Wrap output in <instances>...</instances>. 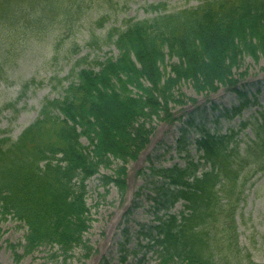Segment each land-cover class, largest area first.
<instances>
[{"label":"trees","instance_id":"trees-1","mask_svg":"<svg viewBox=\"0 0 264 264\" xmlns=\"http://www.w3.org/2000/svg\"><path fill=\"white\" fill-rule=\"evenodd\" d=\"M81 11L79 0H0V30L35 38L56 25L74 26ZM150 12L158 14L112 28L104 40L93 34L88 47L112 46L118 56L90 66L87 57L67 77H54L58 98L43 101L17 140L0 138V213L27 228V254L55 246L68 256L82 245L90 220L87 181L114 161L138 160L155 132L146 124L175 121L171 104H185L177 91L183 83L207 95L226 89L246 96L238 88L246 76L236 71L246 58L264 57V0H200L175 13L160 4ZM167 59L176 61L169 73ZM43 85H22L18 99ZM250 105L243 101L233 116ZM247 130L252 138L243 141ZM196 144L198 162L150 169L163 181L155 189L157 211L179 202L183 210L156 217L158 225L141 232L148 243L140 247L153 250L157 264H255L239 245L236 214L248 186L264 174V108L225 134L203 130ZM126 174L121 168L114 181L121 195Z\"/></svg>","mask_w":264,"mask_h":264},{"label":"rangeland","instance_id":"rangeland-1","mask_svg":"<svg viewBox=\"0 0 264 264\" xmlns=\"http://www.w3.org/2000/svg\"><path fill=\"white\" fill-rule=\"evenodd\" d=\"M79 3L82 15L74 26L56 25L35 38L22 35L16 29L0 30V138L17 140L38 119L43 101L58 98L59 91L51 86L54 77H67L75 64L87 57L89 65L118 56L112 46H102L100 50L88 47L93 34L104 40L112 28L124 30L130 20L155 17L158 13L150 12L152 6L165 4L167 13H175L198 7L200 0H79ZM101 18L107 20L100 28L97 22ZM175 62L166 60L168 73ZM241 73L246 76L242 81L246 88L240 89L246 95L244 98L231 90H221L215 95L198 93L191 83H183L177 91L185 104L173 103L170 107L177 119H184L174 125L160 124L156 118L149 121L145 129L158 125V132L138 161H114L109 169L101 168L98 175L87 181L89 229L82 245L68 256L55 246H43L27 254L23 249L27 228L11 218H3L0 213V264H157L153 250L141 249L140 245L148 243L141 232L150 233L151 227L158 225L154 220L158 216L179 214L183 202L167 212L157 211L153 199L158 196L155 189L163 181L154 177L150 169L174 165L185 168L189 160L198 162L201 153L195 142L202 137L203 130L225 134L257 115L259 107H264V80L258 83L264 79V57L257 62L246 58L236 71L237 75ZM33 80L44 85L18 99L22 85ZM245 100H250L251 107L244 109L240 116H233L232 110ZM10 104L13 107L6 108ZM197 109L200 111L196 112ZM229 111L231 115L225 114ZM190 120L192 122L187 124ZM182 131H186V135L179 143L185 133ZM248 137L252 138L250 130L240 139L247 141ZM82 144L89 146L87 139H82ZM121 168L127 171L126 198L114 184ZM236 219L240 247L251 255L255 264H264V174L258 175L252 186H248Z\"/></svg>","mask_w":264,"mask_h":264}]
</instances>
